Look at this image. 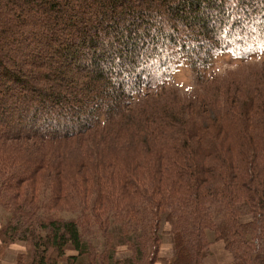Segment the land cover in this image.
Returning <instances> with one entry per match:
<instances>
[{
	"label": "trees",
	"instance_id": "16d2710c",
	"mask_svg": "<svg viewBox=\"0 0 264 264\" xmlns=\"http://www.w3.org/2000/svg\"><path fill=\"white\" fill-rule=\"evenodd\" d=\"M259 51L264 0H0V259L264 264V73L144 93Z\"/></svg>",
	"mask_w": 264,
	"mask_h": 264
},
{
	"label": "rangeland",
	"instance_id": "374dc122",
	"mask_svg": "<svg viewBox=\"0 0 264 264\" xmlns=\"http://www.w3.org/2000/svg\"><path fill=\"white\" fill-rule=\"evenodd\" d=\"M254 54L252 58L248 59H238L233 54H219L215 55L214 59L211 61L209 67L202 71L200 74L202 78L189 67L186 59L183 56L175 54L174 60L171 67L172 71L166 74L168 77L165 81L158 84L157 88L153 87L146 90L144 93H152L159 89V94L163 97L167 92L178 91L181 95H189L201 93L204 84L210 82L211 80L217 79L219 81L213 82L217 85L221 84L222 81L232 80L239 81L240 84L247 82V80H253L257 75L264 73V52ZM214 85H209V88ZM153 89V90H152ZM232 93V92H231ZM246 97L251 92H242ZM139 100L143 102L146 98L145 95L140 96ZM237 103L240 99H236ZM88 146L94 144V140H87ZM22 245V244H21ZM24 245L16 247L17 249H24Z\"/></svg>",
	"mask_w": 264,
	"mask_h": 264
},
{
	"label": "crops",
	"instance_id": "0c3cea01",
	"mask_svg": "<svg viewBox=\"0 0 264 264\" xmlns=\"http://www.w3.org/2000/svg\"><path fill=\"white\" fill-rule=\"evenodd\" d=\"M16 247H18V245L14 244L4 251L0 259V264H20L17 258L22 250ZM170 249L171 245H162L163 252L170 251ZM210 251L212 254L204 260L203 264H225L231 259L229 252L225 250L221 242L212 243L210 245Z\"/></svg>",
	"mask_w": 264,
	"mask_h": 264
}]
</instances>
